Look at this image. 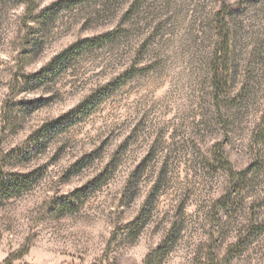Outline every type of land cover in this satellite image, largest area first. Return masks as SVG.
<instances>
[{
    "label": "rangeland",
    "instance_id": "1",
    "mask_svg": "<svg viewBox=\"0 0 264 264\" xmlns=\"http://www.w3.org/2000/svg\"><path fill=\"white\" fill-rule=\"evenodd\" d=\"M0 147V264H264V0H0Z\"/></svg>",
    "mask_w": 264,
    "mask_h": 264
},
{
    "label": "trees",
    "instance_id": "2",
    "mask_svg": "<svg viewBox=\"0 0 264 264\" xmlns=\"http://www.w3.org/2000/svg\"><path fill=\"white\" fill-rule=\"evenodd\" d=\"M216 162L222 169L229 168L232 173L233 169L230 162L226 159L223 150L215 152ZM29 154L9 152L6 153L0 147V205L7 200L21 197L31 189L35 183L33 174L19 173L13 170L16 166L26 161ZM15 164V166H13Z\"/></svg>",
    "mask_w": 264,
    "mask_h": 264
}]
</instances>
